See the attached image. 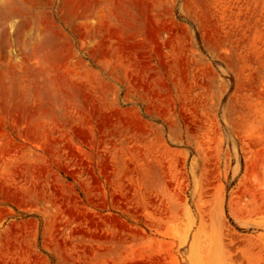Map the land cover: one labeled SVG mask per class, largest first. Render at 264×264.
Returning <instances> with one entry per match:
<instances>
[{"label": "rangeland", "instance_id": "rangeland-1", "mask_svg": "<svg viewBox=\"0 0 264 264\" xmlns=\"http://www.w3.org/2000/svg\"><path fill=\"white\" fill-rule=\"evenodd\" d=\"M0 264H264V0H0Z\"/></svg>", "mask_w": 264, "mask_h": 264}]
</instances>
